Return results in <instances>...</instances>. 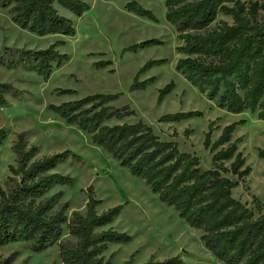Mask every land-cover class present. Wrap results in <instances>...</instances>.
I'll return each mask as SVG.
<instances>
[{
  "label": "trees",
  "instance_id": "1",
  "mask_svg": "<svg viewBox=\"0 0 264 264\" xmlns=\"http://www.w3.org/2000/svg\"><path fill=\"white\" fill-rule=\"evenodd\" d=\"M166 21L175 27L177 47L182 55L176 71L213 101L217 108L230 114L249 111L264 121V20H249L240 0H164ZM1 8H9L11 20L21 29L38 36L62 35L74 37L72 20L62 16L58 7L82 17L89 9L88 0H0ZM264 7V6H263ZM264 9V8H263ZM126 10L139 17L157 21L151 10L138 0H128ZM220 14L230 16L234 23L214 27ZM60 43L47 49H24L0 46V66L7 69L32 71L48 80L54 67L67 59L57 49ZM154 39L132 45L124 52L161 45ZM166 59L149 61L134 78L131 91L145 90L155 78L139 81L151 68L162 66ZM110 61H100L104 69ZM170 82L159 91L161 103L172 93ZM63 93H71L64 91ZM7 96L20 98L23 93L10 83L0 82V106H7ZM122 94L99 93L64 102L51 109L67 124L90 135L92 143L113 157L129 173L144 181L160 202L173 208L191 228L202 232L205 248L224 264H264V204L253 197V208L234 198L233 191L246 184L250 167L238 152L241 138L233 140L244 120L223 128L212 142V127L206 134L204 147L212 154V168L204 169L199 157L180 151L174 141H162L153 128L143 121L110 125L136 115L129 105L113 104ZM203 113L180 112L167 114L160 122L172 123ZM0 128V146L7 138ZM16 166L11 167L6 188L0 185V246L26 242L33 252H43L58 243L62 264H111L105 253L111 244H126L131 236L112 227L122 207L102 213V203L95 197L94 187L85 190L86 212H74L68 220L67 204L61 205L62 192L51 194L56 186H73L74 179L56 173L67 160L81 161L71 151L37 158L38 148L26 139L25 132L17 135L12 147ZM264 159V149H257ZM232 161L230 167L225 162ZM229 175L234 178L229 177ZM75 238L74 243L60 242L64 233ZM134 255L124 264H133ZM0 259V264H10ZM144 264H183L181 255L156 260L151 257Z\"/></svg>",
  "mask_w": 264,
  "mask_h": 264
},
{
  "label": "rangeland",
  "instance_id": "2",
  "mask_svg": "<svg viewBox=\"0 0 264 264\" xmlns=\"http://www.w3.org/2000/svg\"><path fill=\"white\" fill-rule=\"evenodd\" d=\"M138 2L151 10L157 21L128 12V0H88L90 9L82 17L58 7L62 16L72 20L76 29L74 37L32 34L12 22L9 8L0 7V46L40 50L59 42L57 49L67 56L60 67H54L48 80L32 71L0 66V82L10 83L23 93L20 98L7 96L8 105L0 106V128L8 134L0 146V185L6 188L11 167L16 166L12 147L17 135L25 132L29 144L38 148L37 158L65 151L81 158L79 162L67 160L55 170L73 178V186H56L50 193H63L60 203L67 204L68 220L74 212L85 214V190L89 186L94 187L96 199L102 202L98 213L122 207L112 227L131 236L132 241L109 245L105 257H112L111 264H124L132 255L133 264H144L151 257L163 261L178 255L183 264H224L205 248L200 230L188 226L173 208L160 202L144 181L131 175L111 155L94 145L90 135L67 124L51 109V106L89 95L120 93L122 96L113 105H129L136 115L121 121L112 120L110 125L143 121L162 141H174L180 151L199 157L204 169L213 167V154L204 147L209 125L213 123L211 140L215 142L225 126L244 120L245 124L237 127L233 140L241 138L238 152L251 172L246 184L237 187L233 196L250 208H253L252 196L264 204V159L257 152L259 148L264 149V121L249 111L230 114L217 108L178 73L176 65L183 56L177 53V47L183 42L178 39L175 27L166 21L164 0ZM240 2L249 20H264V0ZM223 23L232 25L234 21L220 14L213 26ZM154 39L162 44L138 52H124L132 45ZM160 59L167 62L149 69L139 78V81L155 78V82L145 90L131 91L140 69L149 61ZM100 61L112 64L104 69L97 68L95 64ZM170 82L175 84L174 90L159 103V91ZM191 111H200L203 116L160 122L167 114ZM231 163L227 161L224 165L230 167ZM64 228L59 243H74L75 238ZM8 258L10 264H62L58 243L39 253L33 252L26 242L0 246V259Z\"/></svg>",
  "mask_w": 264,
  "mask_h": 264
}]
</instances>
